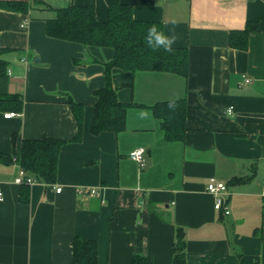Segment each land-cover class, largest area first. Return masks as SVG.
<instances>
[{"label": "crops", "instance_id": "crops-1", "mask_svg": "<svg viewBox=\"0 0 264 264\" xmlns=\"http://www.w3.org/2000/svg\"><path fill=\"white\" fill-rule=\"evenodd\" d=\"M121 1L178 37L189 72L116 68L118 97L146 106L186 98V138L167 142L151 110L136 106L123 132L92 134L94 92L114 51L50 37L46 23L73 5H93L105 21L109 0H0V95L23 98L0 109V264H73L76 237L97 242L98 264H172L178 228L187 264H264V0ZM248 22L259 31L247 50L233 48L230 32ZM68 96L85 105L82 141L61 147L55 183L34 182L25 202L20 168L6 157L26 139L75 138ZM139 148L143 167L131 158ZM212 178L228 186L230 215L214 207Z\"/></svg>", "mask_w": 264, "mask_h": 264}, {"label": "trees", "instance_id": "trees-1", "mask_svg": "<svg viewBox=\"0 0 264 264\" xmlns=\"http://www.w3.org/2000/svg\"><path fill=\"white\" fill-rule=\"evenodd\" d=\"M14 8L26 10V2H11ZM54 19L47 20L48 36L81 44L85 47H107L114 51L112 60L103 63L105 85L95 90L97 102L94 106L91 132L99 135L103 132L121 133L126 129L128 111L131 107H146L160 121L167 142H183L188 132L187 99H174L158 102L152 106L122 102L118 97V88L113 84V70L118 68L132 74L141 71L177 74L184 78L189 72L188 48L172 47L167 51L163 46L154 47L147 43V34L151 26L165 35L164 24L157 21L138 20L134 17L133 7L121 0H109L108 18L100 21L96 17L95 7L69 6L56 9ZM259 31L258 23L248 22L242 30L230 32V44L233 48L247 50L251 33ZM166 36V35H165ZM4 50L0 48V57ZM1 61V59H0ZM126 86L131 87L132 83ZM22 104L20 94L0 95V109H11L10 103ZM68 104L77 123L75 138L67 141L51 137L26 139L20 151L6 158L13 163L17 159L26 173L25 178L36 182L54 184L57 178L61 147L68 142H81L83 138L85 105L68 96ZM19 110V109H18ZM16 110V111H18ZM17 113V112H16ZM16 136H13V141ZM240 179L232 183L240 182ZM23 200L29 199V185H23ZM172 264H187L186 240L183 228H178L173 246ZM73 264H98V244L94 240L83 241L76 237L73 244ZM132 264H147L145 258L135 257Z\"/></svg>", "mask_w": 264, "mask_h": 264}, {"label": "built area", "instance_id": "built-area-1", "mask_svg": "<svg viewBox=\"0 0 264 264\" xmlns=\"http://www.w3.org/2000/svg\"><path fill=\"white\" fill-rule=\"evenodd\" d=\"M24 27V26H23ZM252 82L251 78L246 77L245 78V83L246 84H250ZM229 113L233 112V107L229 108L228 110ZM19 114L16 112H9L7 114H5V118H12L15 116H18ZM145 149L143 148H139L137 150H135L134 152H132L131 154V158L135 161H137L141 167H143L145 165ZM14 163L17 164L20 168L19 171V175L16 179V183L23 185V184H27L29 186H31L34 182H36L33 178H28L26 179V173L23 170V168L19 165L18 161L16 158H14ZM62 188H58L57 192H61ZM207 191L209 193H211L212 195L215 196V209L217 211L222 212L225 215H230L231 214V210L228 206V198L230 196V192L228 189V186L226 183L218 181L215 178H212L207 186ZM89 194L90 195H96L98 196L99 193L96 191V189H91L89 190ZM4 200V195L3 192L0 191V201Z\"/></svg>", "mask_w": 264, "mask_h": 264}, {"label": "clouds", "instance_id": "clouds-1", "mask_svg": "<svg viewBox=\"0 0 264 264\" xmlns=\"http://www.w3.org/2000/svg\"><path fill=\"white\" fill-rule=\"evenodd\" d=\"M177 39L178 37L175 34H173L171 37H166L162 32L158 31L155 25L149 28L147 34V43L150 46H154V47L163 46L165 50L169 52L172 51L171 46L173 43H175Z\"/></svg>", "mask_w": 264, "mask_h": 264}]
</instances>
